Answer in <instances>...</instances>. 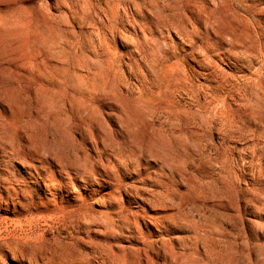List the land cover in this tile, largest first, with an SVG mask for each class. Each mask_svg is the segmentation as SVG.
Segmentation results:
<instances>
[{
  "label": "rangeland",
  "instance_id": "obj_1",
  "mask_svg": "<svg viewBox=\"0 0 264 264\" xmlns=\"http://www.w3.org/2000/svg\"><path fill=\"white\" fill-rule=\"evenodd\" d=\"M1 93L0 264H264V0H0Z\"/></svg>",
  "mask_w": 264,
  "mask_h": 264
},
{
  "label": "bare ground",
  "instance_id": "obj_2",
  "mask_svg": "<svg viewBox=\"0 0 264 264\" xmlns=\"http://www.w3.org/2000/svg\"><path fill=\"white\" fill-rule=\"evenodd\" d=\"M114 1H116V2H118V3H120L121 2V0H114ZM188 12V11H187ZM190 14V13H189ZM188 15V14H187ZM185 17L187 18V16L185 15ZM191 17V16H190ZM1 97L2 98H4L3 96H2V93L0 94V107H2L3 105H2V103H1ZM5 99V98H4ZM1 121H2V116H1V110H0V126L2 125V123H1ZM5 132V129H0V138H1V136L3 135V133ZM208 253H211L210 251L208 252Z\"/></svg>",
  "mask_w": 264,
  "mask_h": 264
}]
</instances>
